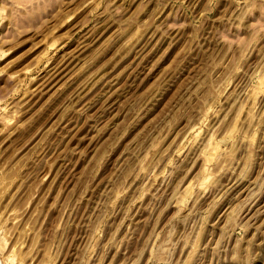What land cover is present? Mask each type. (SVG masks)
Returning a JSON list of instances; mask_svg holds the SVG:
<instances>
[{
  "label": "rangeland",
  "instance_id": "1",
  "mask_svg": "<svg viewBox=\"0 0 264 264\" xmlns=\"http://www.w3.org/2000/svg\"><path fill=\"white\" fill-rule=\"evenodd\" d=\"M0 264H264V0H0Z\"/></svg>",
  "mask_w": 264,
  "mask_h": 264
}]
</instances>
